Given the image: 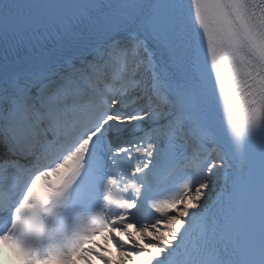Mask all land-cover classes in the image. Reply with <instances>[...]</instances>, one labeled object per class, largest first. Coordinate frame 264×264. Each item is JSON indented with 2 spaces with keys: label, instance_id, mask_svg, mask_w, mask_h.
Here are the masks:
<instances>
[{
  "label": "snow or ice",
  "instance_id": "obj_1",
  "mask_svg": "<svg viewBox=\"0 0 264 264\" xmlns=\"http://www.w3.org/2000/svg\"><path fill=\"white\" fill-rule=\"evenodd\" d=\"M0 242L264 264V0H0Z\"/></svg>",
  "mask_w": 264,
  "mask_h": 264
},
{
  "label": "bare ground",
  "instance_id": "obj_2",
  "mask_svg": "<svg viewBox=\"0 0 264 264\" xmlns=\"http://www.w3.org/2000/svg\"><path fill=\"white\" fill-rule=\"evenodd\" d=\"M101 236H102L101 239L98 240V241H99L98 244H100V245H105V247L107 248V251H106L104 254H105V255H111L112 257H115V255H116V248H115V245L112 244L111 241H106V240H105V238H104L105 234H102ZM125 238H126V237H125ZM95 247H96V246H95ZM97 249H98V251L101 250V249L98 248V247H97ZM76 264H82V261L77 260ZM96 264H99V261H96Z\"/></svg>",
  "mask_w": 264,
  "mask_h": 264
},
{
  "label": "clouds",
  "instance_id": "obj_3",
  "mask_svg": "<svg viewBox=\"0 0 264 264\" xmlns=\"http://www.w3.org/2000/svg\"><path fill=\"white\" fill-rule=\"evenodd\" d=\"M0 264H7V262L2 260V259H0Z\"/></svg>",
  "mask_w": 264,
  "mask_h": 264
}]
</instances>
